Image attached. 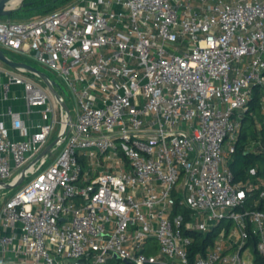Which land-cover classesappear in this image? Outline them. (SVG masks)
I'll use <instances>...</instances> for the list:
<instances>
[{
  "label": "built area",
  "instance_id": "built-area-1",
  "mask_svg": "<svg viewBox=\"0 0 264 264\" xmlns=\"http://www.w3.org/2000/svg\"><path fill=\"white\" fill-rule=\"evenodd\" d=\"M0 49L53 72L76 104L73 119L57 84L68 112L30 73H6L3 100L22 101L29 120L7 108L0 121V183L25 181L0 209L1 253L28 264H106L113 254L264 264V210L245 207L255 191L254 206L264 198V182H233L227 158L252 89L264 87V0H76L0 19ZM225 221L232 231L191 259L194 233Z\"/></svg>",
  "mask_w": 264,
  "mask_h": 264
},
{
  "label": "trees",
  "instance_id": "trees-1",
  "mask_svg": "<svg viewBox=\"0 0 264 264\" xmlns=\"http://www.w3.org/2000/svg\"><path fill=\"white\" fill-rule=\"evenodd\" d=\"M73 1L72 0H23V3L25 4L24 7L16 10L15 12H12L9 16H6V18L11 21L12 20L11 17L17 14L18 12H27L36 9L41 10L43 12V15H46L52 12L53 10L60 8L61 6L63 7L70 4ZM5 66L9 68L7 65ZM263 97H264V87L256 86L252 89V93L247 105V110L242 119L241 128L238 134L237 141L235 143V150L228 157V168L233 174V182L235 183H244L248 180L251 183H255L257 179L262 180L264 182V151H250L246 149L248 144V139L250 138L256 139L257 137V133L255 131V120L257 119L261 123V130L259 135L262 137L264 142V114L261 112L260 109V105H261V101L263 100ZM252 170L254 171L253 174L250 173ZM258 194L259 191H255L246 202L245 207H253L259 210H264V198H259L256 206L253 205V200L258 198ZM174 212H181L187 220L188 217L187 209L181 208L179 207L178 204H176ZM225 226L228 229L229 227L232 226V222L227 221ZM218 228L216 230L210 231L205 234L194 233L193 243L190 247L191 259H192V254L198 251H203L207 246L213 244L214 242L213 238ZM255 241L256 240L254 238H251L249 243L252 246H254ZM256 261L259 262L260 264H263L261 260L259 261V259H257ZM116 264H127V263H121L120 261Z\"/></svg>",
  "mask_w": 264,
  "mask_h": 264
},
{
  "label": "rangeland",
  "instance_id": "rangeland-1",
  "mask_svg": "<svg viewBox=\"0 0 264 264\" xmlns=\"http://www.w3.org/2000/svg\"><path fill=\"white\" fill-rule=\"evenodd\" d=\"M58 7H60V6H58ZM63 7H65V6H63ZM16 10H18V9H16ZM6 11H8V10H6ZM42 15H43V12L41 10H37V9L36 10H32V11H27V12H18L17 14H15L14 16L11 17V19H12L11 21L12 22H21V21H26L28 19L31 20V19L40 17ZM0 19L1 20H6L7 18L4 15V16H1ZM5 53L10 59L12 58L15 62L27 64V65L37 69L38 71L43 72L46 75H48L49 78L52 81H54L59 86L58 90H59L60 94L63 95L64 101H65V103H66V105H67V107H68V109H69V111H70V113H71V115H72V117L74 119V112H75V109H76L74 95H73L72 91L68 87H66V85L61 80L56 78V76L53 74V72H51L50 70H48L47 68H45L44 66L39 64L35 59H33L32 57H30L28 55L14 54V53H9V52H5ZM0 67L5 68L6 70L9 69V70L13 71L11 68L7 69V67L3 63H0ZM28 75H30L29 77L32 80L36 81L41 87H44V82L40 78H38V77H36V76H34L32 74H28ZM263 100H264V97H263ZM261 112L264 114V110H261ZM260 130H261V123L257 119V120H255V131L257 133V137H256V139H251V138L248 139V144H247V147H246L247 150H250V151H264V142H263L262 137L259 135ZM55 135H56V131L49 138V140H50L48 142L49 144L52 143L51 141L53 140ZM59 150H57L55 152V154H57ZM228 157L229 156H227V158ZM29 179H30V177L27 180H29ZM24 182L25 181L21 179L14 186L13 189H3V188L0 189V209L3 206L4 202L7 199H9L11 196H13L18 191V189L23 185ZM225 224H226V221L224 222L223 225L219 226L218 231L215 233L213 241H215L217 239L216 235L219 232H222L223 229L226 228ZM231 227L228 228L230 230V232L232 231ZM156 246H157V242L155 240H151V241H149L147 247L153 248L154 249L153 253L155 254L156 253V249H155ZM118 262H120L118 259H115V258L112 257L111 259H109L107 261L106 264H116Z\"/></svg>",
  "mask_w": 264,
  "mask_h": 264
},
{
  "label": "water",
  "instance_id": "water-1",
  "mask_svg": "<svg viewBox=\"0 0 264 264\" xmlns=\"http://www.w3.org/2000/svg\"><path fill=\"white\" fill-rule=\"evenodd\" d=\"M9 1H12V0H0V17L1 16H9L12 12H15L16 9H20L22 7H24V3H23V0H19L20 1V4L18 7L14 8V9H11V10H4V8L6 7L7 3ZM0 63H3L5 65H7L8 67L14 69V70H19V69H23L25 70L26 72L30 73V74H33L35 76H37L38 78H40L43 82H44V85L48 88V90L50 91V93L56 98L58 99V101L60 102L61 106L63 107V109L68 112V109L64 103V101L62 100V98L60 97V95L57 93L55 87L57 86L56 83L54 81H52L48 75H46L45 73L43 72H40L38 71L37 69L27 65V64H24V63H18V62H15L13 61L12 59H10L6 53L0 49ZM71 127H69L68 129V132L70 131ZM58 139V138H57ZM54 140L52 143H50L38 156L36 159H39L41 156H43L50 148L53 147V145L55 144V142L57 141ZM20 181V179H19ZM17 180V182H14V183H11V184H6V183H0V187L3 188V189H13L14 186L19 182ZM113 258L117 259V256L115 254H113Z\"/></svg>",
  "mask_w": 264,
  "mask_h": 264
},
{
  "label": "crops",
  "instance_id": "crops-1",
  "mask_svg": "<svg viewBox=\"0 0 264 264\" xmlns=\"http://www.w3.org/2000/svg\"><path fill=\"white\" fill-rule=\"evenodd\" d=\"M10 68V67H9ZM2 74L0 75V121H7V118L3 116V113L7 110V108H11L13 111H17L21 113V117L23 120L28 121L29 116H27L24 112V103L22 101L12 100L9 97L7 100H3L2 97V86L6 83L7 77L6 73L10 72L11 70H6L2 68ZM12 69V68H11ZM20 93V88L12 86L10 96ZM32 118V117H31ZM36 120V118H33ZM0 264H28L27 262L23 261L22 259L15 258L10 252L8 253H1L0 252Z\"/></svg>",
  "mask_w": 264,
  "mask_h": 264
},
{
  "label": "bare ground",
  "instance_id": "bare-ground-1",
  "mask_svg": "<svg viewBox=\"0 0 264 264\" xmlns=\"http://www.w3.org/2000/svg\"><path fill=\"white\" fill-rule=\"evenodd\" d=\"M20 4V1L19 0H12V1H9L6 5V7L4 8V10H11V9H14L16 7H18Z\"/></svg>",
  "mask_w": 264,
  "mask_h": 264
}]
</instances>
